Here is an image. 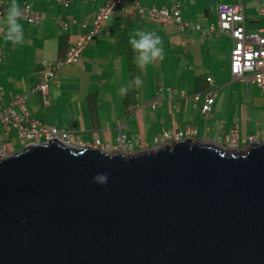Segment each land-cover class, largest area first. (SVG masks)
<instances>
[{
	"label": "water",
	"instance_id": "water-1",
	"mask_svg": "<svg viewBox=\"0 0 264 264\" xmlns=\"http://www.w3.org/2000/svg\"><path fill=\"white\" fill-rule=\"evenodd\" d=\"M0 264H264V143L29 145L0 160Z\"/></svg>",
	"mask_w": 264,
	"mask_h": 264
},
{
	"label": "crops",
	"instance_id": "crops-1",
	"mask_svg": "<svg viewBox=\"0 0 264 264\" xmlns=\"http://www.w3.org/2000/svg\"><path fill=\"white\" fill-rule=\"evenodd\" d=\"M106 1L17 0L20 7L28 5L42 18L37 24L20 21L24 43L13 45L4 38L11 0H0V105L20 113L13 102L27 96L23 107L31 118L83 145L98 140L101 146L115 147L121 133L133 144L155 150L154 140L162 141L163 132L174 135L186 128L196 132L195 140L215 146H222L231 131L237 133L240 143L249 137L264 138L251 130L264 118V90L254 84L231 82L229 36L217 29L210 35L195 29L180 32L175 24L152 23L137 13L126 15L120 7L102 22L77 64L63 65L54 72L43 98L35 91L43 73L64 58L79 36L89 33ZM136 1L146 8L167 10L179 2L183 21L204 31L216 28L219 4L241 5L245 30L246 6L259 17V9L264 8L262 0ZM261 18L263 25L251 32L264 28V16ZM139 29L154 31L163 39L164 59L146 71L137 68L129 44L130 33ZM134 76L141 77L143 86L121 96L120 87ZM209 77L216 97L211 112L203 115V95L199 101L191 96L208 87ZM130 108H134L132 113ZM0 137L8 142L18 136L14 130L5 136L0 129ZM28 142L19 140V145L25 147ZM139 147L133 145L129 150ZM9 148L11 154L22 151Z\"/></svg>",
	"mask_w": 264,
	"mask_h": 264
},
{
	"label": "built area",
	"instance_id": "built-area-1",
	"mask_svg": "<svg viewBox=\"0 0 264 264\" xmlns=\"http://www.w3.org/2000/svg\"><path fill=\"white\" fill-rule=\"evenodd\" d=\"M120 7L124 14L130 15L137 13L146 17L150 22L162 25L175 24L180 32L185 29H195L201 31L203 35H210L217 31L220 34H227L231 40L229 73L231 82L254 84L261 90H264V28L247 33L245 30V16L243 7L236 4H219L217 11V26H210L208 30H201L199 26H192L183 21L181 17V6L179 2L172 4L169 10L146 8L141 6L136 0H107L106 3L100 7L97 16L92 24L89 33L79 36L76 42L69 48L63 59L51 66L43 73L41 80L36 87L43 98H45L48 85L54 78V72L60 69L63 65L77 64L81 56L82 50L89 43V41L98 33L102 22L106 21L113 12ZM1 9V2H0ZM23 16L20 21L29 24H37L41 21L42 15L34 11L30 6L25 5L21 7ZM260 16H264V8L259 9ZM65 27V26H64ZM208 87L199 94L191 96L194 101L200 100V95H203L201 103V113L203 115L209 114L215 101L216 92L213 88V80L206 78ZM27 96H21L13 102L20 109V113H16L12 107H5L0 105V129L4 135H9V132L16 131L21 143L29 141L25 146L33 144H47L50 142H57L62 146H69L74 149H98L107 154H127L125 150H129L133 145L139 147L137 142L133 144L128 140L124 134H119L117 144L115 147L101 146L100 142L96 140L93 144H80L79 142H72L69 135L56 128L41 124L39 121L30 117L24 109L23 104ZM134 108H130V113ZM196 132L191 128H186L182 132H176L171 135L168 132L162 133V141L155 139V146L173 145L182 142L186 139L194 140ZM264 143V138L261 140L249 137L244 139L242 143L239 142L237 133L231 131L224 144L220 146L221 150H240L245 152L251 146ZM223 150V151H224ZM11 155L8 142H5L0 137V160Z\"/></svg>",
	"mask_w": 264,
	"mask_h": 264
},
{
	"label": "clouds",
	"instance_id": "clouds-1",
	"mask_svg": "<svg viewBox=\"0 0 264 264\" xmlns=\"http://www.w3.org/2000/svg\"><path fill=\"white\" fill-rule=\"evenodd\" d=\"M22 16L23 11L17 3V0H11L7 10L5 21L7 28L4 38L13 45H22L24 43V30L23 25L20 23V18ZM129 44L134 53V63L139 70L146 71L149 65L154 64L157 60L164 59L163 39L154 31H146L143 29L134 30L129 35ZM143 83L144 81L140 76H134L126 85L120 87L119 93L121 96H127L129 91L141 88ZM193 141H195V139ZM94 179L105 184L107 183L106 174Z\"/></svg>",
	"mask_w": 264,
	"mask_h": 264
},
{
	"label": "rangeland",
	"instance_id": "rangeland-1",
	"mask_svg": "<svg viewBox=\"0 0 264 264\" xmlns=\"http://www.w3.org/2000/svg\"><path fill=\"white\" fill-rule=\"evenodd\" d=\"M237 1H239V0H237ZM262 2L264 3V0H262ZM245 14H246V19H247V21H246V26H247L246 31L247 32H251L253 30H256L258 28V26L263 25V23L261 22L262 18L257 15L256 11H255V14L253 13V11H250L248 6H246ZM221 35L228 36L227 34H221ZM251 130L254 132L257 131L259 135L264 134V118H260L257 121V123H254L251 126ZM8 142H9L8 144L12 147L13 151H20V150H22V147H24V145H22V146L19 145V137H13V138L9 139ZM217 147L220 149V146H217ZM139 151H149V148L139 147V148H134L131 150H125L124 153H127V155H130V154H136ZM223 152H225L226 154H237L238 152H240V150H235V151L224 150Z\"/></svg>",
	"mask_w": 264,
	"mask_h": 264
}]
</instances>
